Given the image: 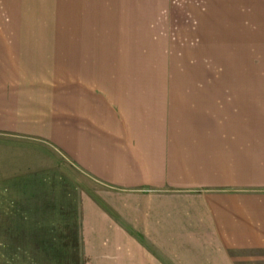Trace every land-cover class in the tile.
I'll use <instances>...</instances> for the list:
<instances>
[{
  "label": "crops",
  "instance_id": "1",
  "mask_svg": "<svg viewBox=\"0 0 264 264\" xmlns=\"http://www.w3.org/2000/svg\"><path fill=\"white\" fill-rule=\"evenodd\" d=\"M10 1L27 13L21 29L62 33L0 37V126L81 175L97 251L119 264H264V86L139 83L137 69L104 83L96 66L76 71L75 24L33 23L42 0ZM137 3L79 4L96 15Z\"/></svg>",
  "mask_w": 264,
  "mask_h": 264
},
{
  "label": "rangeland",
  "instance_id": "2",
  "mask_svg": "<svg viewBox=\"0 0 264 264\" xmlns=\"http://www.w3.org/2000/svg\"><path fill=\"white\" fill-rule=\"evenodd\" d=\"M81 1L67 14L57 0H42L32 14L33 23L50 16L75 24L68 36L76 71L96 66L104 83L114 70L137 69L139 83L264 86V0H138L135 11L105 8L99 22ZM19 8L0 0V37L62 33L21 29L27 13ZM120 83L132 82L124 76ZM39 152L0 126V264H119L83 236L81 175L49 148Z\"/></svg>",
  "mask_w": 264,
  "mask_h": 264
}]
</instances>
